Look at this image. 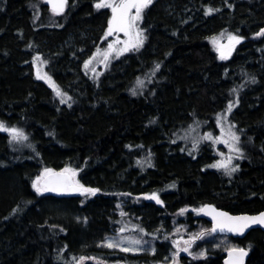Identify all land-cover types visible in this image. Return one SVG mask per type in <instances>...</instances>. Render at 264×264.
Listing matches in <instances>:
<instances>
[{"label":"trees","instance_id":"obj_1","mask_svg":"<svg viewBox=\"0 0 264 264\" xmlns=\"http://www.w3.org/2000/svg\"><path fill=\"white\" fill-rule=\"evenodd\" d=\"M96 2L68 0L58 14L43 0H0V122L28 137L10 142L0 131V264H77L80 257V264H161L159 254L96 247L114 233L123 200L127 218L138 217L146 230L173 219L209 227L193 211L205 204L231 214L264 210V35H256L264 29V0H153L143 14V47L91 80L84 59L110 37L102 39L110 11ZM209 7L216 11L206 15ZM222 32L243 37L223 60L211 41ZM35 55L65 103L36 79ZM148 73L133 95L136 79ZM233 101L227 123L240 136L242 158L227 175L210 167L217 156L208 140L190 150L181 135L195 125L216 133V118ZM65 167L100 191L58 197L32 187L45 168ZM153 192L162 204L145 199ZM75 215L87 220L85 228L72 222ZM263 238L253 230L230 240L249 251L246 264H264ZM223 258L222 251L180 256L178 264Z\"/></svg>","mask_w":264,"mask_h":264},{"label":"snow or ice","instance_id":"obj_2","mask_svg":"<svg viewBox=\"0 0 264 264\" xmlns=\"http://www.w3.org/2000/svg\"><path fill=\"white\" fill-rule=\"evenodd\" d=\"M48 3L51 4L52 11L54 13H61L64 11V8L67 4V0H48ZM153 3V0H97L95 3V8L111 9V17L108 20V27L105 31V35L102 39H107L109 36H116V40L114 42H110L107 44L106 49L97 48L96 53L93 54L88 61H85V69L89 68V65L92 63L97 56L101 57V63H104L105 67L108 66V62L110 57L115 54L116 57L123 55L126 52L130 51H139L141 47H143L145 40L147 37L144 34V30L139 27V21L143 18L142 14L146 8L149 7ZM231 7V5H229ZM215 9L209 7L206 9L205 14H211ZM123 33L125 37L123 40L120 39L119 34ZM256 35H264V29H261L259 33ZM229 45L227 49L218 48L217 51L220 54V59H227L231 53L232 48L236 44H239L243 37L239 35H229ZM215 42V40H214ZM40 58L37 56L34 58V61H38ZM160 65L157 63L155 65V69L153 70V74L158 70ZM95 71V69H92ZM37 78L47 80L53 90L56 92L57 96H59L60 102L65 103V93H63L59 87L52 81V78L48 76L46 73L44 75L40 74L39 69L37 70ZM255 83V78L252 80ZM137 85L142 87L143 81L137 78ZM235 92L236 90L233 89ZM132 94L136 95L137 92L135 89H132ZM238 103V101H237ZM70 106V105H69ZM234 107L232 102H229L227 106V112H231ZM227 117H219L218 125L221 128V135L219 137H214L211 133H206L202 139L212 140L215 143H223L229 150L230 153H236L239 158H242V151L239 147L240 136L237 135L235 131H233L234 125L229 124V126L225 129L223 126V121L226 120ZM0 131L8 133L10 136V142H22L26 141L28 137L25 135L23 130L17 127H7L3 122H0ZM31 147V145H29ZM198 148V142L193 144V149L196 150ZM221 156L224 153H220ZM232 161V156L229 155L225 160L217 161L215 164L211 165V167L215 168H223L227 175H231L233 172L237 170L236 167H230ZM140 163V161H137ZM77 175L76 170L65 167L59 172L54 171L50 168H45L43 172L36 177V179L32 182V187L35 191L40 194L44 192H57V193H79L82 196H95L100 189L86 187L81 184L79 180L75 177ZM130 195V194H125ZM145 199L155 200L157 204H162V201L159 198L158 193H151L145 196ZM119 207V205H118ZM13 211H16L15 209ZM187 209H181L180 212L183 214ZM197 213L203 212L205 215H210L213 221V226L210 231H204L199 234H194L187 240H179L173 241L174 245L177 247V252L173 257V264H178L176 257L179 254V251L188 252L189 255H192L190 251L191 246L195 243L196 240L202 239L205 235L210 234L211 232H216L217 230L221 232H229V233H237L243 234L246 229H248L253 224L264 225V213H260L257 216H232L227 212L219 211L210 205L202 206L200 209H193ZM121 215H124L122 212ZM125 228H121L120 232H124ZM143 231V229H140ZM179 231V229L177 230ZM146 243V242H145ZM141 244L140 240H127L124 241L121 239L120 241H112L108 240L104 246L109 248L119 247L121 251H135L139 250V245ZM182 245V246H181ZM153 251H155L153 249ZM246 251L244 249H230L229 256L230 259L226 262V264H242L243 257L246 255ZM206 253L201 251L196 254L194 258L197 256L202 257L205 256ZM85 258L80 257L77 264H80Z\"/></svg>","mask_w":264,"mask_h":264},{"label":"rangeland","instance_id":"obj_3","mask_svg":"<svg viewBox=\"0 0 264 264\" xmlns=\"http://www.w3.org/2000/svg\"><path fill=\"white\" fill-rule=\"evenodd\" d=\"M104 9L106 10L108 8H104ZM108 10L110 11V15H112L111 9H108ZM143 14H144V12H143ZM143 14H142V17H143ZM142 21H143V18L138 22L139 27L141 29H143ZM144 34L146 36L145 30H144ZM229 35H233V34L228 33V32H222L218 35H213L211 37V41L213 42V44L215 45L216 48L225 47L227 49V47L229 45V39H228ZM119 36H120L121 40H123L125 38L123 36V33H120ZM115 40H116L115 35L110 36L108 42L104 45V47H101L100 49H102V50L106 49L107 44L110 42H114ZM214 40H215V42H214ZM145 42H146V40H145ZM96 51H97V48L94 49L93 51H91V53H89L86 56V58L84 59V62L82 64L85 73L88 75V77L91 80L96 79V78H99V79L102 78L109 71L112 64L115 61H117L118 59H120L121 57H123L125 55H130V54L139 52V51L126 52L123 55H120L119 57H116L115 54L113 53V55L110 57V60L108 62L107 67H105L104 63L100 62V60L102 58L97 56L96 59H94L92 61V63L89 65V68L85 69V67H84L85 61H88L91 57H93V54L96 53ZM37 56L40 59L38 61H34V58ZM32 66H33V71H34V75H35L36 79L47 84L52 89L54 95L60 100L61 98L59 96H57L56 92L53 90V88L50 86V84L47 80L37 78V70L38 69H39L41 75H44L46 73L48 76H50L47 72L46 61L41 56L35 55L32 57ZM92 69H95V71H93ZM149 75H150V73L146 74V76L144 75L145 77L144 76L139 77V79L141 81H143L142 87L137 85V79H136V81L134 82V88L133 89H135L137 92L140 91V93H141L142 90L146 86L145 81L148 80ZM59 89L61 90L60 87H59ZM64 99L66 101L67 97L65 96ZM235 102L236 101H233L232 103H235ZM229 114L230 113L227 112V109H226L224 111V113H222L221 115H219L216 118V120H215V124L217 126V132L216 133H213L212 131L207 129L205 126H199V125H195V126H192L188 129H186L184 131V133H182V135H181V138L184 140L183 145L185 147L189 148L190 150H194L193 144L195 142H198V146H199L200 143H204V140L202 139V137L206 133H211L214 137H219L221 135V128L217 123L218 118L226 116L228 119ZM227 119L223 121V126L225 129L229 126V124L227 123ZM233 131H234V129H233ZM208 141H209V146H211L213 149V153H215L217 156L216 161L213 164H215L217 161L225 160L229 155H231L232 161H231L230 167H236V162H237L236 160L239 159V157L237 156L236 153H230L228 148L223 143H215L212 140H208ZM239 147L241 148V151H242V147L240 144H239ZM198 149H199V147L196 150H198ZM220 153H224V155L221 156ZM212 168H214L217 171L226 173L223 168H215V167H212ZM78 195L82 196L80 194H78ZM78 195H76V196H78ZM124 201L125 200H123V202L120 204V208H118L117 211L115 212V215H117L119 221L116 222V226L113 228L114 233L104 236L102 241L95 244L97 248L114 250V251H119V252H123V253H127V254H132V255L145 254V255L155 256V255L159 254L162 256V260H161L162 263L161 264H173V257H174V254L177 252V247H176V245H174L173 241H179L181 239L187 240L191 236H193L194 234H199L201 232L208 231L210 228V226L206 227V228H204L203 226H199L198 228L197 227H187L184 223L182 224V222H178L177 219H173L172 221H170L167 224H165V222L161 221L153 229L152 228H150L148 230L143 229V231H140V229H142V228L137 223L138 217H134V219H132L133 220L132 221L131 219L127 218L124 211L121 209V206H123L125 203ZM122 212L124 213V215H121ZM71 219H72V222L74 224L80 225L82 228H85L87 225V220L84 217H81L79 215L72 216ZM57 224L62 226L60 223H57ZM122 227L125 228L124 232H120V229ZM178 229H179V231H177ZM159 235H160V237H159ZM121 239H123L124 241L140 240L141 244L138 246L139 250L125 252V251H121L119 247L109 248L107 246H104L108 240L120 241ZM159 243L163 244V245L159 246ZM160 247H162V248H160ZM236 247H237V245L233 244V242H231L230 238H228V237L212 236L211 234H208V235H205L202 239L196 240L195 243L191 246L190 251L192 252V255H189L188 252L179 251V254L176 257V260L179 263V257L180 256H188L191 259H202V258L207 257L210 253L220 252V251L225 252L229 249L236 248ZM153 249L155 251H153ZM201 251H204L206 253V255L202 256V257L197 256L196 258H194V256H196V254L200 253Z\"/></svg>","mask_w":264,"mask_h":264},{"label":"water","instance_id":"obj_4","mask_svg":"<svg viewBox=\"0 0 264 264\" xmlns=\"http://www.w3.org/2000/svg\"><path fill=\"white\" fill-rule=\"evenodd\" d=\"M43 2L45 4V6L51 12H53L52 11V7H51V4L48 3V0H43ZM67 4H68V0H67ZM67 4H66V6L64 8V11L61 12V13H64L65 12L66 7H67ZM61 13H58V14H61ZM56 172H59V171H56ZM44 193H46V194H52V195L58 196V197H71V196H76V195L79 194V193H57V192H44ZM205 205H210V206L214 207L215 209H217L219 211L227 212L225 210L216 208L213 204H205ZM205 205H203V206H205ZM227 213H229V212H227ZM260 213H264V210H262V211H260L258 213H255V214H246V213H243V214H231V213H229V214L232 215V216H242V215L257 216ZM199 216H200V218L202 220L206 221L210 225V228L208 230V231H210L212 229V226H213V221H212L211 216L210 215H205L203 212H199ZM253 230H260L262 233H264V225L253 224L248 229H246L243 234L229 233V232H221L219 230H217L216 232H211L210 234L212 236H224V237H228V238H231V239H234V240H243ZM263 241H264V238H263ZM232 249H244L246 251L247 254L243 257V262H242V264H246L247 263V260L249 258V251L247 249L243 248V247H236V248H232ZM229 250H227V251L224 252L223 264H226V262L230 259Z\"/></svg>","mask_w":264,"mask_h":264}]
</instances>
